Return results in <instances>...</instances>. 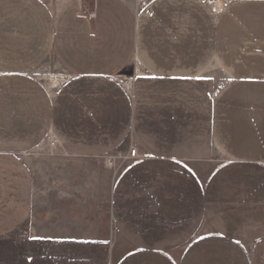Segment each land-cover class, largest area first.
<instances>
[{
    "label": "crops",
    "instance_id": "0c3cea01",
    "mask_svg": "<svg viewBox=\"0 0 264 264\" xmlns=\"http://www.w3.org/2000/svg\"><path fill=\"white\" fill-rule=\"evenodd\" d=\"M146 2L0 0V264H264V0Z\"/></svg>",
    "mask_w": 264,
    "mask_h": 264
},
{
    "label": "rangeland",
    "instance_id": "374dc122",
    "mask_svg": "<svg viewBox=\"0 0 264 264\" xmlns=\"http://www.w3.org/2000/svg\"><path fill=\"white\" fill-rule=\"evenodd\" d=\"M146 2V0H143ZM147 3V2H146ZM140 5V4H139ZM141 6V5H140ZM144 7V6H141ZM89 14L88 15V19H92V17H90ZM60 72L58 70V68H56L54 66V64H52L51 66H41L39 69L35 70L33 75L41 82V84L44 85V87L49 90V91H55L58 88V84L54 85V86H49V79L51 77H58L60 76ZM58 151L56 146L52 145L51 143H49L48 141H45V144L43 146H41L37 151H35L32 155H30L29 158H31V156H33V158L31 159H37L36 162L39 161V166L40 168L45 172L48 173L49 171H54L55 166H54V162H52V164H49L48 160L52 159L54 156H57ZM109 159H111L110 157H105L102 159H99L100 163H104V167L107 170H110L111 173L113 174V176H116V174L118 172H120L122 170V162L124 161L123 159L120 160V163L117 165L116 163H109ZM107 223V219L105 220ZM114 234V230L113 227L111 226L109 228V235L112 236Z\"/></svg>",
    "mask_w": 264,
    "mask_h": 264
},
{
    "label": "built area",
    "instance_id": "2783aa9c",
    "mask_svg": "<svg viewBox=\"0 0 264 264\" xmlns=\"http://www.w3.org/2000/svg\"><path fill=\"white\" fill-rule=\"evenodd\" d=\"M138 5L140 4L141 6H145L146 2L143 0H137ZM92 17V15H90ZM59 77V82H58V87L64 83H66L71 77L67 73H61ZM125 85L129 83V80L125 79ZM46 141H48L51 144H54L56 142V139L53 136L47 137ZM138 157L137 151L135 148H130L127 158L128 159H136ZM113 159H109V163H112Z\"/></svg>",
    "mask_w": 264,
    "mask_h": 264
},
{
    "label": "bare ground",
    "instance_id": "6f19581e",
    "mask_svg": "<svg viewBox=\"0 0 264 264\" xmlns=\"http://www.w3.org/2000/svg\"><path fill=\"white\" fill-rule=\"evenodd\" d=\"M58 81H59V78H53V77H51L49 79V86L57 85Z\"/></svg>",
    "mask_w": 264,
    "mask_h": 264
}]
</instances>
